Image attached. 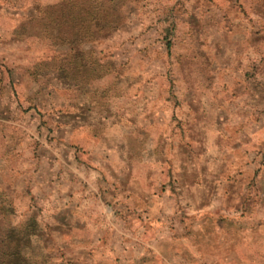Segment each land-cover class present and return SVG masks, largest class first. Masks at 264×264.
Returning <instances> with one entry per match:
<instances>
[{
	"label": "rangeland",
	"instance_id": "374dc122",
	"mask_svg": "<svg viewBox=\"0 0 264 264\" xmlns=\"http://www.w3.org/2000/svg\"><path fill=\"white\" fill-rule=\"evenodd\" d=\"M0 264H264V0H0Z\"/></svg>",
	"mask_w": 264,
	"mask_h": 264
},
{
	"label": "trees",
	"instance_id": "16d2710c",
	"mask_svg": "<svg viewBox=\"0 0 264 264\" xmlns=\"http://www.w3.org/2000/svg\"><path fill=\"white\" fill-rule=\"evenodd\" d=\"M65 11H68V10H65ZM167 44H168V42H167Z\"/></svg>",
	"mask_w": 264,
	"mask_h": 264
}]
</instances>
